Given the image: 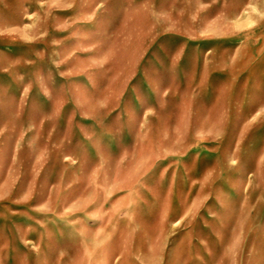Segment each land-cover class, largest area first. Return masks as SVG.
Returning <instances> with one entry per match:
<instances>
[{
  "label": "rangeland",
  "instance_id": "374dc122",
  "mask_svg": "<svg viewBox=\"0 0 264 264\" xmlns=\"http://www.w3.org/2000/svg\"><path fill=\"white\" fill-rule=\"evenodd\" d=\"M0 264H264V0H0Z\"/></svg>",
  "mask_w": 264,
  "mask_h": 264
}]
</instances>
